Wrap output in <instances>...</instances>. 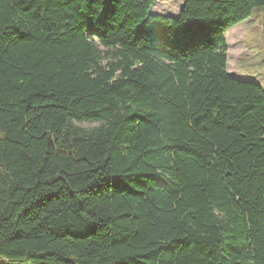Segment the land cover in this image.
I'll list each match as a JSON object with an SVG mask.
<instances>
[{
    "label": "trees",
    "instance_id": "obj_1",
    "mask_svg": "<svg viewBox=\"0 0 264 264\" xmlns=\"http://www.w3.org/2000/svg\"><path fill=\"white\" fill-rule=\"evenodd\" d=\"M157 1L0 0V261L264 264V0Z\"/></svg>",
    "mask_w": 264,
    "mask_h": 264
},
{
    "label": "rangeland",
    "instance_id": "obj_2",
    "mask_svg": "<svg viewBox=\"0 0 264 264\" xmlns=\"http://www.w3.org/2000/svg\"><path fill=\"white\" fill-rule=\"evenodd\" d=\"M159 0L156 9L174 12L183 0ZM227 73L240 81L264 87V33L260 8H254L248 19L226 31ZM98 47L104 48L98 43ZM97 123H78L82 128L95 127ZM0 264H11L0 261Z\"/></svg>",
    "mask_w": 264,
    "mask_h": 264
},
{
    "label": "crops",
    "instance_id": "obj_3",
    "mask_svg": "<svg viewBox=\"0 0 264 264\" xmlns=\"http://www.w3.org/2000/svg\"><path fill=\"white\" fill-rule=\"evenodd\" d=\"M162 1L165 2L164 0H162ZM158 2H159V0L156 2L155 6L152 8V13L158 14V15L172 16V17L178 16V14L181 10L182 4H183V1H182L176 11L170 12V10H169V12H167V11H164L162 9H160V10L156 9Z\"/></svg>",
    "mask_w": 264,
    "mask_h": 264
}]
</instances>
